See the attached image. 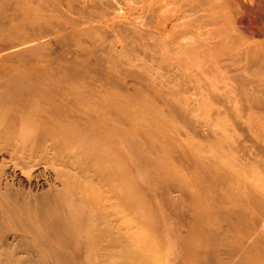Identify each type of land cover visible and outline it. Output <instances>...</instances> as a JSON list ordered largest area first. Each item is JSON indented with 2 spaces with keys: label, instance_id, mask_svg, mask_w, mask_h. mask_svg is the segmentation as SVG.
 I'll list each match as a JSON object with an SVG mask.
<instances>
[{
  "label": "rangeland",
  "instance_id": "374dc122",
  "mask_svg": "<svg viewBox=\"0 0 264 264\" xmlns=\"http://www.w3.org/2000/svg\"><path fill=\"white\" fill-rule=\"evenodd\" d=\"M0 129L97 171L59 174L61 228L109 234L77 193L115 188V256L68 264H264V0H0Z\"/></svg>",
  "mask_w": 264,
  "mask_h": 264
},
{
  "label": "bare ground",
  "instance_id": "6f19581e",
  "mask_svg": "<svg viewBox=\"0 0 264 264\" xmlns=\"http://www.w3.org/2000/svg\"><path fill=\"white\" fill-rule=\"evenodd\" d=\"M7 141L9 144L0 149L1 154L8 155V162L0 163V264H68L69 262H78L80 251H75L78 246L80 244L88 246L94 242L87 237L81 238V232L84 231L86 235L90 234L91 231H85V229L93 227L95 221H75L73 229L61 228L66 215L62 212L59 214L58 208L62 203L61 192L67 183L60 180L59 174L67 168L82 169L87 173L91 171L90 177L84 178V180L93 182L95 176L98 175L97 171L88 170L87 166L80 164L71 153L60 155L54 144L52 148L49 146V149L43 147L39 150V154L41 157L43 156V162H41L36 160V155L25 150L26 145L23 138L20 137L13 143L10 140ZM49 150L53 151L50 156L47 154ZM8 163L20 171L37 165L48 166L53 172L54 178L51 182L46 183V189L43 192H38V186L35 187V190L31 185L24 188L19 180L17 183L4 178L2 180ZM97 188L102 190L103 195H99V193L97 195ZM114 191H116L115 188H112L108 194L103 184H97L96 190L90 186V193H86V191L77 193L81 207H90L94 212L97 211L98 221L104 218L99 212L100 208L103 209L105 217L109 216L107 221L110 223L112 231L104 236L99 233L98 236L102 241L105 236H110L108 240V244L110 242V257L115 256L117 248L115 237L118 197ZM107 208L110 210L105 213ZM100 240L96 243H99ZM96 243L94 242V245ZM25 247L27 250L24 249ZM71 249L72 251H70Z\"/></svg>",
  "mask_w": 264,
  "mask_h": 264
}]
</instances>
